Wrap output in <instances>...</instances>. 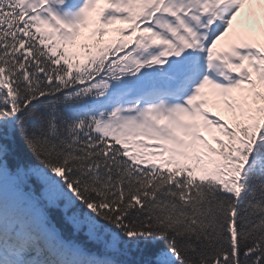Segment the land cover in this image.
<instances>
[{"label":"snow or ice","instance_id":"1","mask_svg":"<svg viewBox=\"0 0 264 264\" xmlns=\"http://www.w3.org/2000/svg\"><path fill=\"white\" fill-rule=\"evenodd\" d=\"M0 264H264V0H0Z\"/></svg>","mask_w":264,"mask_h":264}]
</instances>
